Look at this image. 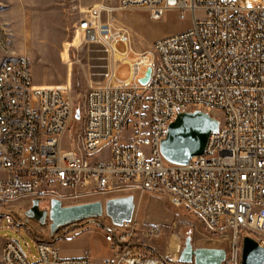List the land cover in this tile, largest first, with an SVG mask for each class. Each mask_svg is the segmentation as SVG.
<instances>
[{"label":"built area","instance_id":"built-area-1","mask_svg":"<svg viewBox=\"0 0 264 264\" xmlns=\"http://www.w3.org/2000/svg\"><path fill=\"white\" fill-rule=\"evenodd\" d=\"M135 9L145 10L152 21L175 12L189 27L155 40L129 60V31L102 17ZM76 29L110 57L103 81L92 82L80 104L68 86L35 85L27 57L0 67L5 145L0 205L38 201L49 210L53 199L63 205L83 199L104 203L134 192L164 194L226 244L222 264H241L245 237L264 247V6L243 7L234 0H119L114 8L92 7ZM118 43L127 52H118ZM120 65L130 69L124 82L116 79ZM148 68L150 78L142 85ZM205 105H212V112H205ZM77 109L82 131L70 135ZM194 111L217 119L218 130L202 155L186 165L170 164L161 155V142L178 114ZM104 151L106 158L94 159ZM136 211L130 222L108 225L104 242L111 256L99 264H170L163 257L145 258L143 248L135 254ZM82 222L64 228L84 229ZM145 224L146 237L161 235L158 223ZM64 235L34 239L36 256L30 260L18 242L5 241L1 264H95L88 253L62 257L54 242Z\"/></svg>","mask_w":264,"mask_h":264},{"label":"rangeland","instance_id":"rangeland-1","mask_svg":"<svg viewBox=\"0 0 264 264\" xmlns=\"http://www.w3.org/2000/svg\"><path fill=\"white\" fill-rule=\"evenodd\" d=\"M119 0H0V67L8 60L27 57L31 62L34 84L37 86L70 87L78 104L92 82H102L110 64V57L97 43H89L77 31L78 22L88 11L98 4L107 8L118 6ZM243 7L264 6V0H234ZM201 17V13H197ZM104 22L111 21L116 27H124L130 33L128 59L136 54L147 52L152 43L162 37L180 33L189 27V21H182L177 13L167 12L159 21H152L142 9L112 11L104 14ZM120 53L127 52L123 43L116 45ZM128 65H120L116 79L128 80ZM65 96V95H64ZM82 131V121L75 120L70 135ZM128 138L125 133L123 140ZM66 146V145H65ZM105 153V151H104ZM95 155V160L106 158V153ZM124 194V193H123ZM118 196V195H117ZM135 210L139 223L136 244L143 248L145 258L163 257L170 264H178V257L187 236L192 239L193 248H221L226 244L218 241L205 225L183 206L175 207L164 194L153 195L148 192L141 197L134 192ZM116 198L115 196H110ZM97 199H83L79 203L65 202L63 206L95 202ZM32 204V203H31ZM31 204L26 200L0 205V241L18 242L30 260L36 256L34 239L50 236V221L32 220L26 217ZM40 210L49 211L46 206ZM146 222L161 226L157 238L146 237ZM84 229L67 232L62 228L56 237L54 247L64 258L75 257L87 252L94 256V263L111 256L104 242L105 229L111 224L109 218L82 222ZM176 244L168 251L171 244ZM142 246V247H141ZM145 246V247H143ZM167 255V256H166Z\"/></svg>","mask_w":264,"mask_h":264},{"label":"water","instance_id":"water-1","mask_svg":"<svg viewBox=\"0 0 264 264\" xmlns=\"http://www.w3.org/2000/svg\"><path fill=\"white\" fill-rule=\"evenodd\" d=\"M151 74L148 68L140 84H147ZM75 119H81L77 109ZM219 121L207 113L194 111L180 113L176 120L169 125L166 137L160 145L163 158L170 164L186 165L193 157L202 155L209 136L218 130ZM135 210L133 196L107 199L63 206L59 200L53 199L49 211L40 210L38 201H33L26 212V217L32 220H49V234L53 237L56 232L69 225L82 221H93L104 214L114 226H122L130 222ZM102 229L107 227L100 225ZM17 243V242H16ZM225 260V250L221 248H193L192 239L187 236L178 257L179 264H222ZM241 264H264V247L250 237L243 239Z\"/></svg>","mask_w":264,"mask_h":264},{"label":"bare ground","instance_id":"bare-ground-1","mask_svg":"<svg viewBox=\"0 0 264 264\" xmlns=\"http://www.w3.org/2000/svg\"><path fill=\"white\" fill-rule=\"evenodd\" d=\"M205 112H212V105H205ZM0 153H5V145H4L3 140H0ZM175 246H176V244H174V243L171 244L169 249H168V251H170ZM2 253H4V246H3V249H2ZM148 264H152V263H148Z\"/></svg>","mask_w":264,"mask_h":264},{"label":"crops","instance_id":"crops-1","mask_svg":"<svg viewBox=\"0 0 264 264\" xmlns=\"http://www.w3.org/2000/svg\"><path fill=\"white\" fill-rule=\"evenodd\" d=\"M5 177V175H3V174H0V179H2V178H4ZM4 243H5V241H0V264H1V253H2V249H3V246H4ZM85 253H87V252H84L83 254H81V255H79V256H75V257H80V256H82V255H84ZM89 254V253H88ZM90 255V254H89ZM91 256V255H90ZM68 258V257H67ZM70 258H74V257H70ZM93 258V260H94V256L92 257Z\"/></svg>","mask_w":264,"mask_h":264},{"label":"trees","instance_id":"trees-1","mask_svg":"<svg viewBox=\"0 0 264 264\" xmlns=\"http://www.w3.org/2000/svg\"><path fill=\"white\" fill-rule=\"evenodd\" d=\"M78 108H79V106H78ZM140 249H141L140 246L137 245V249L135 250V254L136 255H139L140 254Z\"/></svg>","mask_w":264,"mask_h":264}]
</instances>
